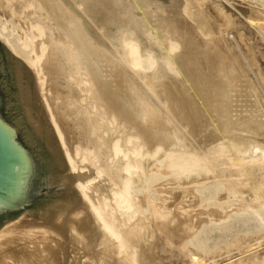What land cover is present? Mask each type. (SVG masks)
<instances>
[{
  "label": "bare ground",
  "instance_id": "1",
  "mask_svg": "<svg viewBox=\"0 0 264 264\" xmlns=\"http://www.w3.org/2000/svg\"><path fill=\"white\" fill-rule=\"evenodd\" d=\"M231 1L0 0L74 179L0 264H264V0Z\"/></svg>",
  "mask_w": 264,
  "mask_h": 264
},
{
  "label": "water",
  "instance_id": "2",
  "mask_svg": "<svg viewBox=\"0 0 264 264\" xmlns=\"http://www.w3.org/2000/svg\"><path fill=\"white\" fill-rule=\"evenodd\" d=\"M74 197V179L42 131L22 65L0 49V229Z\"/></svg>",
  "mask_w": 264,
  "mask_h": 264
},
{
  "label": "rangeland",
  "instance_id": "3",
  "mask_svg": "<svg viewBox=\"0 0 264 264\" xmlns=\"http://www.w3.org/2000/svg\"><path fill=\"white\" fill-rule=\"evenodd\" d=\"M225 3V2H224ZM231 5H230V7L232 8V10L235 12V13H237L240 17H244V16H242L241 14H239V12H240V10L241 9H247L248 10V8L250 7V6H248L249 4H247L245 1H243V0H232L231 1ZM227 4V3H226ZM248 11H251L250 9L248 10ZM2 13V9L0 8V14ZM251 13V12H250ZM247 14L249 15V13L247 12ZM244 19V21H245V19L246 18H243ZM220 21H215L214 22V26H216L218 23H219ZM247 22V21H246ZM223 26H221V28H222ZM217 34H223L224 35V38H227L228 37V39H230L231 40V35L233 34V33H224V32H221V33H217ZM251 36H252V38H251ZM250 36V42L251 43H253V47H254V45H255V48H254V51H255V53H256V55H258L259 56V59L261 60V62L263 63V66H264V42H263V40H261L260 38L258 39V36L257 35H255L254 37L255 38H253V35H251ZM252 39V40H251ZM254 39V40H253ZM256 41V42H255ZM246 47V46H245ZM0 49L3 51V55H4V57L5 58H9V59H11L13 62H16V63H19V64H21L22 65V67H23V69L25 70V72H26V74H27V76H28V78H29V80H30V82H31V85H32V91H33V89H34V81H33V79L31 78V77H29V71L26 69V68H28L27 67V64L25 63V61L23 60V58H21V57H19V56H17V55H15L10 49H9V47H8V45H7V43L2 39V38H0ZM257 51V52H256ZM28 72V73H27ZM31 75V74H30ZM54 146H55V148H56V150H57V152H58V154H60L61 153V149H60V147L58 146V144L56 143V141H54ZM61 156V155H60ZM61 157H60V161H61ZM62 162V164H63V160L61 161ZM63 166V169H65V166H64V164L62 165ZM64 172H65V170H64ZM186 202H184V204H185ZM184 204H182V205H184ZM186 205V204H185ZM176 212H179V211H176ZM34 216H35V218H34ZM27 218V219H26ZM34 218V219H33ZM181 218H182V216H181ZM184 218V217H183ZM35 220V219H37L38 220V213H36V214H33V215H30V216H27V217H24V218H22V220L20 219V220H18V221H16L15 223H18L19 221L21 222V221H29V220ZM12 224H14V223H12ZM11 225V224H10ZM37 230H39V229H37ZM11 235H13L12 237H11V240H13V244H11V246H13L14 247V245L16 244V243H20V245L22 244L23 246H24V244L26 243V241L25 240H21V239H17V237L18 236H20V234L19 233H17V232H13ZM42 235H44V236H49V233H46V235L45 234H42L41 233V235L39 234V233H37V236H42ZM24 241V242H23ZM37 242L38 241H40L39 239H37L36 240ZM16 246V245H15ZM264 246V244L262 245V247ZM17 250L19 249V251L21 250V251H23V249H25V248H22V247H18L17 246V248H16ZM25 251V250H24Z\"/></svg>",
  "mask_w": 264,
  "mask_h": 264
}]
</instances>
